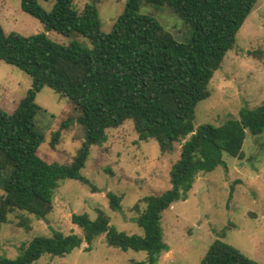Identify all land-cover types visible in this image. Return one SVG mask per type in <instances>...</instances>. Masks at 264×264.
<instances>
[{
	"label": "trees",
	"instance_id": "obj_1",
	"mask_svg": "<svg viewBox=\"0 0 264 264\" xmlns=\"http://www.w3.org/2000/svg\"><path fill=\"white\" fill-rule=\"evenodd\" d=\"M53 1L50 10L38 0L20 3L24 12L43 24V32L6 34L0 24V61L31 78L16 107L9 113L0 109V223L15 211L44 218L62 180L87 183L81 170L90 146H101L107 140V130L126 120L132 121L140 141L156 140L163 153L178 143L179 158L169 171L170 187L162 195L143 198L145 208L136 220L142 235L116 230L102 210H97L95 219L87 213L73 214L71 222L81 229V235L55 231L51 236L34 237L20 256L0 255V264H32L44 253L63 256L83 242L89 250L103 233L107 245L146 251L147 262L153 263L163 249L162 212L186 199L199 174L217 167L226 169L223 153L241 158L246 130L254 137L264 132V103L243 108L239 119L220 125H194L198 102L209 96V82L226 52L234 47L237 32L258 0H126L123 14L108 33L101 31L94 4L76 9L73 0ZM145 5L168 7L191 27L190 40L178 42L152 16L140 14ZM48 31L68 37L79 33L90 44L76 37L62 44ZM43 87L66 98L79 113L77 122L84 141L68 163L51 160L39 149L49 126L47 110L35 101ZM70 119L61 123V129L69 127ZM59 138L57 130L51 135L50 147L54 148ZM107 195L110 207L120 209L121 197ZM25 229L29 230V225ZM199 264L260 263L216 239Z\"/></svg>",
	"mask_w": 264,
	"mask_h": 264
},
{
	"label": "rangeland",
	"instance_id": "obj_2",
	"mask_svg": "<svg viewBox=\"0 0 264 264\" xmlns=\"http://www.w3.org/2000/svg\"><path fill=\"white\" fill-rule=\"evenodd\" d=\"M20 3L21 0H0V24L4 32L23 36L43 32V24L24 12ZM38 3L50 10L54 1L38 0ZM86 3L96 6L101 31L108 33L123 14L126 0H73L76 9ZM139 13L152 16L178 42L190 40L191 27L168 7L145 5ZM47 34L62 44H68L72 37L90 44L79 33L70 37L55 31ZM30 85L31 78L25 72L0 61V109L11 112ZM208 91L209 96L195 108V127L239 119L241 109L264 103V0L257 1L240 27L235 45L226 52L208 84ZM35 101L47 110L45 122L49 125L39 149L51 160L68 163L84 141L83 129L77 122L78 111L48 87L37 93ZM68 118H71L69 127L61 129V123ZM57 130L60 138L52 148L49 142ZM107 136L101 146H90L81 170L88 182L62 180L52 193V208L44 218L15 211L6 222L0 223V255L18 257L34 237L51 236L55 231L81 235V229L71 222L72 215L87 213L95 219L97 210L109 216V224L116 230L143 234L136 222L145 208L143 198L162 195L170 187L169 171L179 158L180 145L175 143L171 151L163 153L156 140L138 139L131 120L110 128ZM242 152L241 158L223 153L226 169L217 167L199 174L186 199L176 201L162 212L163 249L153 263L147 262L146 251H124L107 245L103 233L92 241L89 250L83 242L63 256L44 253L32 264H130L132 261L199 264L216 239L264 264V132L254 137L246 130ZM108 193L121 197L120 209L110 207ZM27 225L29 230L25 229Z\"/></svg>",
	"mask_w": 264,
	"mask_h": 264
},
{
	"label": "water",
	"instance_id": "obj_3",
	"mask_svg": "<svg viewBox=\"0 0 264 264\" xmlns=\"http://www.w3.org/2000/svg\"><path fill=\"white\" fill-rule=\"evenodd\" d=\"M106 190V189H105Z\"/></svg>",
	"mask_w": 264,
	"mask_h": 264
}]
</instances>
